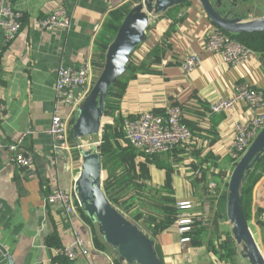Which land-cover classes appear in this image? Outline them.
I'll list each match as a JSON object with an SVG mask.
<instances>
[{
	"label": "crops",
	"instance_id": "1",
	"mask_svg": "<svg viewBox=\"0 0 264 264\" xmlns=\"http://www.w3.org/2000/svg\"><path fill=\"white\" fill-rule=\"evenodd\" d=\"M142 1L0 0V6H14L23 21L12 41L6 39L5 29L0 26V103L5 107L0 122V244L6 250L0 248V264H129L101 236L98 223L88 219L82 210L69 220L61 205L45 204L46 196L56 189H75L81 166L72 146L77 141L70 131L71 149L55 151L47 130L56 103L58 68L80 67L91 61L96 81L105 63L99 55V45L106 20L121 16L123 21ZM256 1L259 0H239L235 5H222L221 10H231V16L243 19L264 17V0L258 5ZM188 2L175 5L169 13L152 16L147 39L133 54L137 63L149 58L147 70L130 76L123 94L113 95L114 112L105 113L101 134L92 135L102 143L106 128L110 130L107 132L113 155L107 167L100 150L104 178L111 176L121 196L119 202L135 204L132 221L142 219L134 220L135 213L142 211L146 216L141 205L150 215L163 219L152 207H159L157 201L169 195L168 191L176 204L188 201L194 205L188 209L193 217L205 218L209 213L217 217V199L229 184L236 163L228 151L234 121H244L251 113L244 103L215 114L210 113V106L232 97L242 81L264 89V54L251 48L253 54L245 62L232 65L221 55L205 51L208 33L216 25L199 0ZM61 6L72 14L71 28H40L39 20ZM191 53L200 54L203 61L185 73L182 63ZM173 105L182 107L183 122L193 130L191 143L147 155L126 139L122 121L125 117L146 111L164 114ZM58 107L72 127L78 110L64 103ZM22 135L20 151L32 157L29 166H18L7 151V146ZM141 185L145 188L141 189ZM248 223L264 255V172L252 191ZM75 229L83 237L88 254L79 252L76 259L69 260L61 249L74 240ZM182 237L176 221L152 236L164 264H217L206 245L195 244L192 238L182 242ZM238 260L246 261L237 252L236 264Z\"/></svg>",
	"mask_w": 264,
	"mask_h": 264
},
{
	"label": "built area",
	"instance_id": "2",
	"mask_svg": "<svg viewBox=\"0 0 264 264\" xmlns=\"http://www.w3.org/2000/svg\"><path fill=\"white\" fill-rule=\"evenodd\" d=\"M144 1V0H143ZM0 26L5 29L6 39L14 40L22 26L21 13L10 4L0 6ZM42 29L59 27L69 30L72 26V14L66 7H58L46 17L39 20ZM205 51L221 55L224 61L238 65L245 62L253 50L233 38L223 29L215 26L208 33ZM202 57L198 53L187 55L182 63L185 73H190L202 64ZM94 72L91 61L83 63L80 67L61 65L57 71L55 83V107L52 114L51 125L47 132L53 140V148L69 150L68 144L69 123L62 116L58 104L70 105L78 110L95 85ZM244 103L250 110V118L234 121V133L228 151L231 158L237 163L246 153L259 132L264 128V89L256 87L247 81L237 84L235 93L228 99H219L210 106V113L231 111L237 104ZM4 106L0 103V122L4 119ZM123 130L126 139L138 150L147 155H155L172 151L176 147H183L194 139L193 130L183 122V109L180 105L169 107L164 114L153 111L142 112L135 117H125ZM22 135L16 142L7 146L10 159L18 166H29L32 157L20 151L23 141ZM46 205L59 204L63 207L65 216L72 220L81 210V203L77 198L75 189L67 191L58 188L49 193L45 199ZM180 210L191 209L192 203L178 202ZM178 217V231L183 236L182 242L191 240L188 233L191 228L190 216L181 214ZM74 240L61 249L62 255L69 260L76 259L79 252L85 256L88 250L84 246V239L77 229L74 230Z\"/></svg>",
	"mask_w": 264,
	"mask_h": 264
},
{
	"label": "water",
	"instance_id": "3",
	"mask_svg": "<svg viewBox=\"0 0 264 264\" xmlns=\"http://www.w3.org/2000/svg\"><path fill=\"white\" fill-rule=\"evenodd\" d=\"M183 0H144L124 17L109 44L103 69L95 85L78 109L72 125L76 140L102 132L106 98L110 87L126 72L131 54L147 39L152 15L167 12ZM210 20L229 33L264 31V17L243 19L222 11L223 0H199ZM81 167L75 192L85 213L98 223L99 231L122 261L129 264H162L155 241L136 223L128 219L109 199L104 188L100 144L80 149ZM264 154V128L246 153L236 163L227 191V217L235 242L242 246L241 255L249 264H264V255L249 227L242 205V191L248 175ZM3 252L6 250L0 244Z\"/></svg>",
	"mask_w": 264,
	"mask_h": 264
},
{
	"label": "trees",
	"instance_id": "4",
	"mask_svg": "<svg viewBox=\"0 0 264 264\" xmlns=\"http://www.w3.org/2000/svg\"><path fill=\"white\" fill-rule=\"evenodd\" d=\"M188 1L189 0H183V2L180 3L179 5H186L189 3ZM226 1L228 0H223L222 5H226ZM234 4L231 3V5H234ZM172 8H170L165 13H169ZM121 23H122L121 16H117V17L113 16V17H110L108 20H106L104 24L103 33L100 37L101 45H99L100 46L99 55L101 56L103 62L105 60V54L108 49V46L113 41ZM227 33L230 34L233 38L247 45L248 47L254 49L255 51L264 54V31L243 32V33H237V34L229 33V32ZM155 50H157V48ZM133 54L134 52L131 54L130 61L127 65L126 72L122 74L109 89V92L106 98V108H105V113L107 114L114 112L113 105H112V97L115 94L116 95L123 94L129 77L134 76L137 72H141V70L143 71L147 70L146 63L148 62L149 58L147 57L144 61L137 63V61L134 60L133 58ZM107 128L103 134V141H102L100 150L103 156L107 153V155L111 154V156L106 155V157H112L113 149H112L111 142H110L111 136L108 134L109 132H107V130L109 129ZM69 131L71 135L73 136V131H72L71 126L69 128ZM104 165L105 167H107L106 160L104 162ZM235 165L236 163L234 164V166ZM263 172H264V154L261 156L260 160L255 164L254 170L251 171V173L248 175L244 183V186H243L242 205H243L244 214L247 220H249L251 217L252 191H253L254 185L259 180V178L262 176ZM112 181L113 180H111V176H110L106 180L103 188L107 196L111 200V202L115 205H119L121 196L118 193H116L114 189V184ZM227 187L228 185H226L225 191L221 193V195L218 197L217 204H216V214L219 218L223 220H228V217H227ZM168 192L170 194L172 193L171 191H168ZM170 194L165 195L163 197L164 199L157 201L160 204L159 207H156L154 205L152 207L153 211H155L158 214H162L164 216V218L161 219V218H158V216L156 215H151L153 220L157 221L155 223V226L152 228V230L154 231V234L152 236L170 227L179 217L180 211L178 210L175 199ZM81 210L83 214L88 219H90L88 215L85 213L83 207H81ZM140 218H143L142 211L140 213H135L134 215L135 220H139ZM206 226H207L206 224L200 223V221L198 220L196 221L195 225L193 226V229L188 233V235L192 238L195 244L206 245L217 264H222L225 262L236 264V255H237L236 242L231 235V231L230 230L226 231V236L221 237L222 239L221 243L219 246H217L216 239L214 237L210 239L207 238L206 231H205ZM152 236L150 237L152 238ZM219 239L220 238H218V240ZM156 250L161 259L162 264H164V258L160 252L158 245H156Z\"/></svg>",
	"mask_w": 264,
	"mask_h": 264
},
{
	"label": "rangeland",
	"instance_id": "5",
	"mask_svg": "<svg viewBox=\"0 0 264 264\" xmlns=\"http://www.w3.org/2000/svg\"><path fill=\"white\" fill-rule=\"evenodd\" d=\"M238 1L239 0H228V1H226V5H231V3L234 4L235 2L237 3ZM262 2L263 1H260V0L256 1L255 5H258V3L261 4ZM252 3H253V1H252ZM152 16H154V15H152ZM97 138H98V136H85V137H82V138H79L78 140H76L77 142L72 145L75 148V155H76V159H77V163L78 164L81 165V152H80L81 148L82 149H88V148L91 147L92 144H95V145H99L100 144V147H101L102 143H100L99 141H96ZM106 155H107V153L104 155L103 159L106 160V164H107V161L111 160L112 157H106ZM107 156H111V154H108ZM231 174H232V172H231ZM104 177H106L105 173H104ZM230 177H231V175H229V180H230ZM105 179L106 178H104L103 184H105V182H106ZM142 188H145V187L143 185H141V189ZM225 188L226 187H223L224 191H225ZM227 190H228V187H227ZM141 194H144V193H141ZM149 195H152V194H149ZM127 199L128 198L125 197V200H127ZM124 202H126V201H124ZM116 206H117V208L120 211L126 212V214H127L126 217L132 221V218H133V215H131V214H133L132 213L133 212L132 208H133V206H135V204H127V205H125L123 202H119V205H116ZM193 206L194 205H192L191 208H193ZM141 210H143V211L145 210L146 216H144L141 219V221H133V222L136 223V224H138L137 222H139L140 225H138V226H141V229L145 230L144 232H147V234L149 236H152L154 234V231L152 229L150 230V227L152 228L153 223H155L157 221L153 220V218L151 217V215L148 212V210L145 209V207H142V205H141ZM178 210L182 211L181 214H183V215L186 214V215L191 217L190 218V222H191V226H192L191 228H193V226L195 225L196 221H198V220L200 221V223H204L206 225L208 224L207 227H206V230H205L206 231V236H207L208 239L214 237L216 239V243H217L216 245L217 246H219L220 243H221V240H222L221 237H225L226 236V231H229V230L231 231V225L229 224V222L227 221L226 223H224L222 221V219H220L218 216L214 217L215 214H213V213L212 214L209 213V215L208 216L206 215L205 218L203 216V218L199 219V218L193 217L191 215V212H190L191 210L190 211L189 210L187 211L186 209H183V210L178 209ZM128 214H130L131 217H129L130 215L128 216ZM176 222H177V228H178V218H177ZM231 235H232V232H231ZM232 237H233V235H232ZM218 238H220V239L218 240ZM236 249H237V252H238V254L240 256L241 251H242V246L241 245H237ZM238 264H249V263H248V260L246 259V261H244V262L243 261H239Z\"/></svg>",
	"mask_w": 264,
	"mask_h": 264
}]
</instances>
